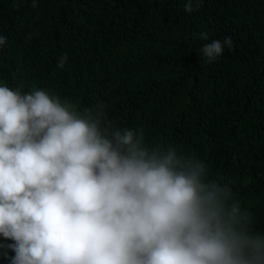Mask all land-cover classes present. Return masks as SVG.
<instances>
[{
	"label": "trees",
	"instance_id": "16d2710c",
	"mask_svg": "<svg viewBox=\"0 0 264 264\" xmlns=\"http://www.w3.org/2000/svg\"><path fill=\"white\" fill-rule=\"evenodd\" d=\"M185 3L0 0V85L78 109L103 103L116 127L194 155L264 236V0H203L190 13ZM226 37L233 47L208 63L202 47ZM14 243L0 235V264Z\"/></svg>",
	"mask_w": 264,
	"mask_h": 264
},
{
	"label": "clouds",
	"instance_id": "9594fccd",
	"mask_svg": "<svg viewBox=\"0 0 264 264\" xmlns=\"http://www.w3.org/2000/svg\"><path fill=\"white\" fill-rule=\"evenodd\" d=\"M225 46L231 37L202 57L212 63ZM208 174L194 155L116 127L103 103L78 109L0 85V235L15 242L11 264H264L251 215Z\"/></svg>",
	"mask_w": 264,
	"mask_h": 264
}]
</instances>
